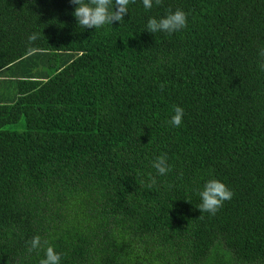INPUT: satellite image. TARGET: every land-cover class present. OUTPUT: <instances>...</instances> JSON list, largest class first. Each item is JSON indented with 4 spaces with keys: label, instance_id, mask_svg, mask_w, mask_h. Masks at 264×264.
<instances>
[{
    "label": "trees",
    "instance_id": "trees-1",
    "mask_svg": "<svg viewBox=\"0 0 264 264\" xmlns=\"http://www.w3.org/2000/svg\"><path fill=\"white\" fill-rule=\"evenodd\" d=\"M76 7L0 0V264H264V0H135L96 30ZM168 9L187 27L149 32Z\"/></svg>",
    "mask_w": 264,
    "mask_h": 264
},
{
    "label": "clouds",
    "instance_id": "clouds-1",
    "mask_svg": "<svg viewBox=\"0 0 264 264\" xmlns=\"http://www.w3.org/2000/svg\"><path fill=\"white\" fill-rule=\"evenodd\" d=\"M70 3L77 5L72 13L76 19L78 26L83 29L95 28L100 29L105 25H113L114 22L119 21L122 23L125 15L129 12V4L135 3V0H70ZM143 6L146 10H151L153 6H161L164 0H142ZM187 27V14L177 9L174 12L171 9L167 10V15L162 18L152 17L148 20L146 29L151 33L164 32L172 34ZM38 38L37 33H32L28 37L31 44ZM259 55L264 58V49H261ZM258 67L264 71V62L259 63ZM165 85L162 83L160 87L163 89ZM174 115L169 123L175 127H179L183 120L184 109L180 106H175ZM153 167L157 170L158 174L165 175L171 168L168 164L166 155H160L153 163ZM150 176L148 187L151 188L156 179ZM234 193L229 187L217 179L209 180L202 191L199 192L201 197V204L197 206L202 213L208 212L215 215L222 207L224 201L232 199ZM200 218V217H198ZM45 240L42 242L39 235L34 236L29 241L28 251H38L47 245ZM61 254L57 253L52 246H47L45 250V258L40 260V264H60Z\"/></svg>",
    "mask_w": 264,
    "mask_h": 264
},
{
    "label": "rangeland",
    "instance_id": "rangeland-1",
    "mask_svg": "<svg viewBox=\"0 0 264 264\" xmlns=\"http://www.w3.org/2000/svg\"><path fill=\"white\" fill-rule=\"evenodd\" d=\"M22 125H23V122L21 121L17 125H10L9 127L13 128V129H22Z\"/></svg>",
    "mask_w": 264,
    "mask_h": 264
}]
</instances>
